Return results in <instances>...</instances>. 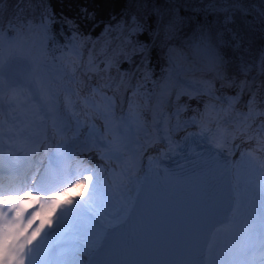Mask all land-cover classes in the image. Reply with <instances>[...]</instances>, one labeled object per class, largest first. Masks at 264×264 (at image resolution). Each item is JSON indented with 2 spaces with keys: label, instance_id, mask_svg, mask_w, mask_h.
<instances>
[{
  "label": "snow or ice",
  "instance_id": "obj_1",
  "mask_svg": "<svg viewBox=\"0 0 264 264\" xmlns=\"http://www.w3.org/2000/svg\"><path fill=\"white\" fill-rule=\"evenodd\" d=\"M38 7V21L16 17L8 30L0 25V264H264V156L257 155L264 153V48L255 75L256 61L249 64L244 57L257 20L264 34V10L254 13L244 0H229L227 7L209 3L204 11L223 16L213 25L189 27L191 17L186 20L180 11L192 10L191 4L127 0L119 19L105 24L101 36L110 38L97 51V41L81 31V22L99 26L94 10L81 7L77 20L58 18L45 0ZM54 25L61 35L67 27V43L57 45ZM50 43L60 55L49 51ZM155 49L170 73L181 64H203L211 77L196 80L195 87L173 82L171 75L160 84L151 66ZM229 54L239 63L226 59ZM21 62L28 69L23 77L5 75ZM124 63L129 67L122 69ZM57 65V72L48 70ZM149 83L159 90L146 91ZM182 96L209 100L203 111L194 110L198 115L181 120L188 107L180 103ZM189 125L197 131H188ZM179 132L184 136L175 139ZM237 140L255 141V148L240 150L234 164L220 163L225 151L232 156L240 149ZM162 141L166 147L160 157H148L141 177L144 145ZM41 150L48 156L45 176H57L56 186L42 181L34 189L43 193L37 197L11 194L21 188L9 185L27 182L26 169ZM93 150L107 168L76 160L79 152ZM171 155L195 157L191 175L183 165H177L180 171L162 169L161 160ZM13 157L17 171L5 185L2 173ZM209 159L216 169L207 167ZM242 165L262 178L254 186L261 201L258 224L240 191ZM217 171L221 178L232 171L233 182H218ZM148 173L163 176L169 188L197 193L179 245L165 242L156 226L167 208ZM72 189H81L80 195H69Z\"/></svg>",
  "mask_w": 264,
  "mask_h": 264
},
{
  "label": "trees",
  "instance_id": "obj_2",
  "mask_svg": "<svg viewBox=\"0 0 264 264\" xmlns=\"http://www.w3.org/2000/svg\"><path fill=\"white\" fill-rule=\"evenodd\" d=\"M46 3L51 4L52 10L56 13L59 18L61 15L76 18L79 20L80 8L83 6H88L90 10L96 12V20L99 22V26L93 27L92 22H81V31L86 35L90 34L93 41H97L96 49L97 51L103 46L104 40L110 38L107 36L102 37L105 24H107L111 17L115 16L119 19L122 9L125 7L127 0H45ZM177 4H191L193 6L192 10H181L180 15L191 17L190 21H187L189 27H198L200 24H215L216 17L223 16V13H213L206 12L204 9L209 3H215L218 7H227L229 0H173ZM244 3L250 6V10L254 13H258L260 10H264V0H244ZM40 0H0V25L4 28H8L9 21L11 20L15 24L16 17L22 20L34 19L38 21L40 15V8L38 5ZM23 9V11H21ZM249 16V19H252ZM115 23V21H113ZM54 30L56 34L57 44L60 45L67 43L66 37L70 36L71 33L65 26L63 35L60 34V26L54 25ZM99 38V39H98ZM181 41L184 40L183 37H179ZM91 44L88 48H91ZM264 48V34L259 31V21L257 20V31L254 37L252 48L250 52L244 53L245 59L252 63V61H258L260 55V49ZM57 47L53 51V48L49 46V51L55 54ZM159 49L153 51L152 57V67L154 68V79L160 80L164 77L166 73V68L168 64L166 61L157 55ZM87 53V51H86ZM226 59H235L239 63V59L232 54H229ZM129 65L124 63L121 65L122 69L128 68ZM154 85L149 83L146 86V91L153 93ZM153 96H151L149 102H151ZM147 112V111H146ZM145 112V114H146Z\"/></svg>",
  "mask_w": 264,
  "mask_h": 264
},
{
  "label": "bare ground",
  "instance_id": "obj_3",
  "mask_svg": "<svg viewBox=\"0 0 264 264\" xmlns=\"http://www.w3.org/2000/svg\"><path fill=\"white\" fill-rule=\"evenodd\" d=\"M19 65H21V67H22V69L24 71V74H26V72L28 70L27 69V65L24 64L23 62L19 63ZM186 67L187 68H192L191 73L193 71H195V70L200 71L201 74H202L201 79L210 78L209 73H208L207 69L204 68L203 64H201L199 66H187V65L177 66L175 68V70L179 71L182 68H186ZM174 71L171 74V79H172L173 82L176 81L175 78H174V74H176V73H174ZM189 85L194 87L192 84H189ZM226 91L228 92V94H232L231 90H226ZM201 99H203V98H201ZM207 99H209V98H207ZM184 101H185V97L183 96V97H181V102H184ZM187 109H188V107H187ZM149 117H150V119H152L151 113L149 114ZM184 117H185V115H183V113H182L181 120H184L185 119ZM149 123H151V121ZM149 131H151V129ZM82 139H83V137H82ZM142 139H143V137H142ZM248 142L252 143V144H255V141H248ZM141 144H142V140H141ZM144 148H148V147L144 145ZM146 153H147V150L143 152V157L146 155ZM261 156H264V153H262ZM94 158H96L95 155H94ZM147 172H148V165L146 166V168L143 169V171H141L140 176L143 177ZM149 174L150 173H148V175ZM257 176H258V171H252L251 169H249L247 167H246V169H243V171H241L240 191L242 193V198H243L244 203H245L246 206L249 203L254 205L259 200L258 196H254L253 195L254 186L256 185V182H258L259 179H260V178H257ZM80 193H81V189H72L70 191L69 195H71V196H79ZM84 195L86 196L87 193H84ZM63 199H65V197H63Z\"/></svg>",
  "mask_w": 264,
  "mask_h": 264
},
{
  "label": "rangeland",
  "instance_id": "obj_4",
  "mask_svg": "<svg viewBox=\"0 0 264 264\" xmlns=\"http://www.w3.org/2000/svg\"><path fill=\"white\" fill-rule=\"evenodd\" d=\"M60 44V42H58V45ZM184 65H186V64H181V65H178V66H184ZM167 70H166V73H165V75H164V77L162 78V79H160V80H158V82L160 83V84H162V83H164L165 82V80H166V78L169 76V75H171V73H170V71H169V69H170V66L168 65L167 66V68H166ZM172 73H173V71H171ZM256 74V72L255 73H252V75H255ZM188 77H185L184 76V78L183 79H187ZM153 89V88H152ZM159 90V88H158V86H156V85H154V89H153V91L155 92V91H158ZM154 100H155V96L153 95V97H152V99H151V102H149V104L151 105V103L152 102H154ZM180 103H181V101H180ZM182 104V103H181ZM151 112L150 111H147V114H146V116H145V119L147 120V121H149V114H150ZM99 123V122H98ZM142 161H143V159L141 160V163H142Z\"/></svg>",
  "mask_w": 264,
  "mask_h": 264
}]
</instances>
